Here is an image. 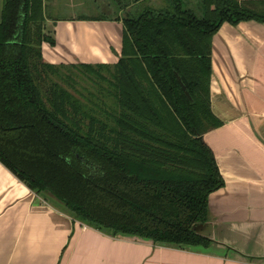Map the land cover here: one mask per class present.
Returning <instances> with one entry per match:
<instances>
[{"label":"trees","instance_id":"16d2710c","mask_svg":"<svg viewBox=\"0 0 264 264\" xmlns=\"http://www.w3.org/2000/svg\"><path fill=\"white\" fill-rule=\"evenodd\" d=\"M197 3H135L122 17L81 16L122 20L119 61L51 64L42 51L44 42L55 44L45 0H4L0 160L107 235L210 245L194 225L208 220L209 195L225 183L205 140L224 124L211 103L213 38L225 22H264V12L239 0ZM81 72L95 76L97 93L75 87L78 96L65 86Z\"/></svg>","mask_w":264,"mask_h":264},{"label":"crops","instance_id":"0c3cea01","mask_svg":"<svg viewBox=\"0 0 264 264\" xmlns=\"http://www.w3.org/2000/svg\"><path fill=\"white\" fill-rule=\"evenodd\" d=\"M264 11V0H239ZM0 0V23L3 17ZM122 20L54 23L51 64H115ZM211 103L224 124L205 134L224 185L209 195L208 220L194 229L208 246L107 235L73 219L0 160V264H264V22H225L213 38Z\"/></svg>","mask_w":264,"mask_h":264},{"label":"rangeland","instance_id":"374dc122","mask_svg":"<svg viewBox=\"0 0 264 264\" xmlns=\"http://www.w3.org/2000/svg\"><path fill=\"white\" fill-rule=\"evenodd\" d=\"M165 2L166 0H139L138 3L135 0H45L47 16L45 22L46 31L50 32L52 30L50 33L53 34L54 23L59 20H77L81 16L97 17L103 15L117 18L118 16H124L135 3L136 5H151L158 8L163 6ZM189 2L191 7L199 6L198 0H189ZM128 4L131 6L128 7ZM65 72L68 71L65 70ZM74 72L72 73L73 76H75ZM80 76L82 77H78L76 84L71 86L65 84V86L78 96H81V93L84 96H88L90 92L97 93L99 91L100 84L95 76L89 78L82 72ZM104 85L106 86L105 83ZM75 87L81 93L76 92Z\"/></svg>","mask_w":264,"mask_h":264},{"label":"water","instance_id":"95a60500","mask_svg":"<svg viewBox=\"0 0 264 264\" xmlns=\"http://www.w3.org/2000/svg\"><path fill=\"white\" fill-rule=\"evenodd\" d=\"M178 78H179V81H180V83H181V85H182L184 91L186 92L187 96H188L190 99H192V96H191L190 92L188 91L187 86L184 84V82H183V80L181 79L180 76H179ZM47 194L51 195V196L54 197L56 200H58L53 194H51V193H47ZM58 201H60V200H58ZM60 202H61V201H60ZM61 203H63V202H61ZM63 204H64V203H63ZM64 205H65V204H64Z\"/></svg>","mask_w":264,"mask_h":264}]
</instances>
